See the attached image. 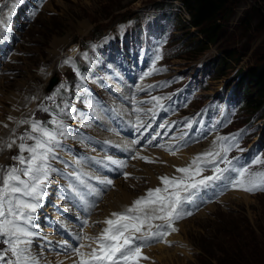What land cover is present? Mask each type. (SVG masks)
<instances>
[{
  "label": "rangeland",
  "instance_id": "obj_1",
  "mask_svg": "<svg viewBox=\"0 0 264 264\" xmlns=\"http://www.w3.org/2000/svg\"><path fill=\"white\" fill-rule=\"evenodd\" d=\"M170 1L0 0V20L6 24V27H0V47L5 48L3 54H0V125L4 127L7 125L6 132H3L4 135L0 138V168L6 169L5 165L7 168L9 165L19 167L18 164H14L12 157L20 154L17 147L20 143L18 138L29 132L30 127L28 130L25 128L21 130L24 124L17 125L16 144L12 148H7L6 143L3 142L4 137L14 129V123L19 115L22 114L23 120H33L35 118L32 114L39 110V116L35 120L53 127L49 122L59 118L68 126L66 140L69 141V146L64 147L67 146V142L65 138L60 137V147L56 150L58 159L52 161L53 167L61 170L60 174L53 173L51 176L58 192L48 198L52 200L48 204L47 198L44 197L46 200L43 199L41 204L46 211L41 209L38 215H35L39 218L35 221L39 235L32 238L31 248L36 249L34 256L37 260L46 257L52 259L55 264L61 262L74 264L77 256L73 260L68 257L74 252L72 247L63 243L62 225L77 217L79 222L87 221L84 233H88V226L93 218H104L111 212L124 210H110L108 203L110 193L124 192L126 182L128 184L130 182L126 191L130 190L129 192H133L135 196L126 207L137 198L144 196L149 189L157 188L161 182L159 178L163 176L156 174L158 184H153L148 180L147 167L168 165L164 157L172 156L173 150L181 144H184L180 149L182 155L178 157L186 155V161L213 150L214 146L221 151L223 146L228 145L233 147L227 153V157L237 166L248 165L257 155L264 158V148L261 144L264 138V109L255 120L250 116L247 108L241 110L242 107L235 101L229 89V82L239 77L240 81H243L241 73L248 67L264 64V10L261 1L231 0L225 19L222 20L223 31L219 42L202 54L184 51L185 47L181 40L184 38L189 41L191 30L181 28L179 20L176 26L163 18L164 25L168 24L163 35L156 34L158 27L156 23L147 25V20L154 19L156 15L162 13L155 4ZM174 2L179 6V1ZM9 13H11L10 18ZM181 17L185 18L184 15ZM5 37H11L12 41L7 39L10 45L5 44L3 47ZM172 38H174L173 42H171ZM151 42L159 43L161 52L155 53L150 47L146 54L151 57L145 60L140 44ZM178 43L182 46L173 48V45ZM76 46L79 49L78 53H75ZM225 50H235L236 59L232 58L225 62V58L221 57ZM59 53H62L61 58L58 57ZM71 53L75 54L72 56ZM173 54L179 56L170 60L169 56ZM157 56L160 58L157 59ZM69 59L71 63H65ZM218 63L223 64L222 69H227L224 76H217ZM153 66L161 71H152ZM142 67H144L143 71H141ZM203 67L209 70L206 74L201 72ZM143 72L152 74L143 76ZM54 76L61 77L62 80L50 95H46ZM98 80L102 82V87L97 86ZM124 83L129 84L126 93L119 90L125 85ZM73 85H77L78 89L73 90ZM152 97L161 98L158 105ZM226 102L228 106L225 105ZM43 108H47L48 111H44ZM146 109L152 111L147 112ZM13 110H15L14 114ZM42 114H46L47 117L41 118ZM138 120L144 121L140 132L132 130V133L128 134L121 131L122 124L136 130ZM72 121L75 123L69 124ZM99 132L107 137L117 134L118 137L132 138L134 141L138 137L147 135L145 140L152 145L142 143L145 140L141 142L139 140L138 143L142 144L135 146L136 151L125 157L132 158L136 153L141 155L149 148L151 154L157 158L152 162L134 163L135 174L132 177L122 178L123 169L108 172L101 166L103 163L96 162L103 161L102 155L91 153L95 141L101 134ZM90 135L92 139L89 138ZM218 137L227 139L220 141ZM115 139L108 137L105 144L115 154H122L120 152L122 147ZM76 140L82 142L75 144L77 152L66 154V150L71 147L70 141ZM26 143L31 144L32 141ZM253 143L257 152L241 154ZM190 149L193 151H189ZM73 154L81 156L79 166L73 165L70 161L69 157ZM24 155L27 156V153ZM104 155L109 154L105 151ZM118 157L117 160L122 161L127 167V159L122 160V156ZM64 162L69 163L68 169H65ZM223 167L225 164L221 163L220 168ZM77 168L87 174L84 176L87 186L77 184L80 192L85 195L83 206L77 202L78 196L64 190L69 181L62 173ZM250 170L264 171V165H255ZM206 175H212V169ZM164 176L171 178L180 175L174 173ZM92 177H100L101 180L110 179L113 183L107 185ZM204 190L211 196L199 204L198 198ZM232 192L236 194H231ZM187 203V213L173 223L176 231L168 229V234L162 240L136 242L146 243V246L142 247V255L147 259H142L140 264H162L155 254L158 256L166 250H153L159 245L177 250L171 251L174 252L173 257L177 255L173 264H202V262L218 264L217 260L206 261L199 240L201 237L220 234L219 231L224 229V225L228 230L241 225L246 226L256 234L260 242L263 240L264 190L247 192L221 180L198 190L191 199L187 200ZM82 207L85 210H81ZM162 223L163 221L159 220L153 221V224ZM47 224L56 226L53 232L45 230L50 229ZM93 225L97 229L96 223ZM75 226V223H71L65 229V233L69 234L72 240L78 237ZM183 227L185 231H180ZM176 234L181 235L182 243L170 240V237ZM45 235H48V238ZM221 235L219 236L222 238ZM56 236L60 238L59 241ZM91 246L96 247V244L92 243ZM6 247L3 239L0 238V255L4 253ZM259 247L252 248L254 264H264V251L261 245ZM37 250L41 257L36 256ZM83 250L88 252L91 249L88 247L81 249ZM11 258V255L6 256L0 264H6V260Z\"/></svg>",
  "mask_w": 264,
  "mask_h": 264
},
{
  "label": "snow or ice",
  "instance_id": "obj_2",
  "mask_svg": "<svg viewBox=\"0 0 264 264\" xmlns=\"http://www.w3.org/2000/svg\"><path fill=\"white\" fill-rule=\"evenodd\" d=\"M10 16L11 13H9V18ZM0 27H6L3 20H0ZM159 58L157 56V59ZM65 63H71L70 59ZM152 71H161V69H156L153 66ZM151 74V72H146L143 76ZM48 99H52V97H48ZM160 99V97H152L157 105ZM65 107L68 106L65 105ZM43 110L48 111L47 108H43ZM73 111L75 110L73 109ZM9 119L12 118L9 117ZM19 123L30 125V131L18 138L20 143L17 147L20 154L12 157L19 167L12 165L6 169L0 168V238L7 245L4 253L0 255V261L5 260L7 254L10 253L12 259L6 260V264H38V260L31 252L32 238L39 235L32 230L33 222L35 213L47 195V187L52 174L61 173V170L53 167L52 161L58 159L56 150L60 147V137L68 135V126L59 118H54L49 122L53 127H48L35 119L23 120ZM137 123V130L144 126L139 120ZM217 139L224 141L227 138L218 137ZM26 141H32V143L28 144ZM14 144H16V140H10L6 142L5 146L10 149ZM231 147L233 145L223 146L221 151L210 150L197 155L187 167L176 169L178 173L182 174L181 176L160 177L162 188L149 189L144 196L134 200L123 211L112 212L110 217L103 221L105 227L98 236L94 238L86 235L79 237L91 240L96 244V247H92L91 244H80L79 247L74 248L73 251L79 257V260L74 261V264H140L142 259H147L142 255V247L146 246V243L137 244L136 242L162 240L168 234V229L176 231L173 223L182 218L181 206L183 202L191 199L201 188L208 187L216 181H227L228 185L247 192L264 190V171L250 170L255 165H264V158L257 155L248 165L237 166L233 160L227 157ZM238 150L242 151V149ZM25 153L27 156L24 155ZM137 157L147 160L146 157L139 156V153H136L132 158ZM217 160L224 163L225 167L220 168L216 163ZM104 161L122 168L126 167V164L113 159L112 156H106ZM104 161L96 162L103 163ZM80 163L79 158L72 161V164L76 166H79ZM64 164L65 169L70 167L68 162H64ZM207 164L215 165L212 168V175L197 179L204 171L202 166ZM226 173L235 175L226 176ZM62 174L69 181L64 190L80 197L81 192L77 184L87 186L84 179L87 174L82 173L78 168L64 171ZM124 176L127 178L129 173L125 172ZM92 178L107 185L113 183L110 179ZM156 220L163 221V223L153 224V221ZM84 225H87V221H84ZM63 243L67 244L66 241ZM84 247H89L91 250L89 252L81 251Z\"/></svg>",
  "mask_w": 264,
  "mask_h": 264
},
{
  "label": "trees",
  "instance_id": "obj_3",
  "mask_svg": "<svg viewBox=\"0 0 264 264\" xmlns=\"http://www.w3.org/2000/svg\"><path fill=\"white\" fill-rule=\"evenodd\" d=\"M177 1L186 8L191 16L188 21L178 17L181 28L191 30L189 31V41L184 38L181 40L185 47L184 51L202 54L210 46L216 45L221 37L222 20L225 19L231 0ZM260 1L264 10V0ZM223 53L221 57L225 58V62L232 58L236 59L237 52L235 50H225ZM218 64L217 76H224L227 69H222L223 64ZM241 75H243V81H240L239 77L230 82L233 97L242 105L243 109H248L250 116L256 118L264 109V64L248 67ZM224 226V229H219L222 238L219 236L220 234L200 238L199 246L207 258L206 261L217 260L218 264H254L252 248H260L261 245L264 251V234L261 243L256 234L246 226L241 225L232 230H228L226 225ZM202 264L207 263L202 262Z\"/></svg>",
  "mask_w": 264,
  "mask_h": 264
},
{
  "label": "bare ground",
  "instance_id": "obj_4",
  "mask_svg": "<svg viewBox=\"0 0 264 264\" xmlns=\"http://www.w3.org/2000/svg\"><path fill=\"white\" fill-rule=\"evenodd\" d=\"M7 39H9L10 41H12L11 40V37H5V38H3V47L5 46V44H9L10 45V42H8L7 41ZM63 42V41H62ZM8 45V46H9ZM0 48H2V47H0ZM74 49V48H73ZM5 50V48H2L1 49V52H0V54L2 53L3 54V51ZM77 50V49H76ZM76 50H75V52H76ZM61 55H62V53H59L58 54V57L59 58H61ZM15 57V56H14ZM56 62V61H55ZM54 84V80L52 79V81H51V84H50V86H49V88L52 86ZM119 91V90H118ZM124 91H128V88L126 87L125 89H124ZM120 95V94H119ZM125 95V94H124ZM121 96V95H120ZM129 96V95H128ZM124 97V96H123ZM16 98V97H15ZM120 98H122V97H120ZM16 99H18V98H16ZM123 99V98H122ZM113 100V99H112ZM14 103V102H13ZM130 103V102H129ZM16 107V106H15ZM122 108H123V106H122ZM123 110H126V109H123ZM14 112H15V110H13L12 111V113L14 114ZM127 112V111H126ZM96 113V112H95ZM98 113V112H97ZM100 113V112H99ZM127 114V113H126ZM142 123H144V121H141ZM107 123V122H106ZM84 124V123H83ZM137 127H138V124L136 125ZM141 129H142V127H139V130H135L134 128H132V127H126V126H123V124H122V128H121V131L123 132V133H132V130H133V132H135V131H137V132H140L141 131ZM6 132V128L4 127V126H2V125H0V133H2V134H0V138L2 137L1 135H4V133ZM150 132V131H149ZM99 133H101V132H99ZM133 135H134V133H133ZM147 135H145L144 137H138L137 138V140L135 141V143H134V140L131 138V139H126V138H124L123 136L121 137H118L117 136V134H111V135H109L108 137H111V138H116L115 139V141H117V142H119L120 143V145H121V150H120V152L122 153V157H121V159L123 160V158H124V156H125V150H128V152H129V155L131 154V153H133L134 152V150H135V146H137L138 144H140V143H138L139 142V140H140V142L141 141H144L145 140V138H147L146 137ZM189 151H193V149H190ZM196 151V150H195ZM119 159H120V157H118ZM186 155H184V156H182V157H178V156H175V155H172V156H165L164 157V159H166V161L168 162V165H165V166H155V167H153V168H150V167H147V174H148V180H150L151 182H153V184H158V182L156 181V178L158 177V176H164V175H169V171H172L173 170V168L175 167V165H180V164H183L185 161H186ZM140 165V164H139ZM147 166V165H146ZM146 171V170H145ZM145 173V172H144ZM142 174V173H141ZM156 174H158V176L156 175ZM146 177V176H145ZM147 180V179H146ZM161 181V180H160ZM129 184H130V182H129ZM128 182H126L125 183V187H124V192H122V193H113V192H111L110 193V195H109V209L110 210H115V209H118V210H122V209H125V207L127 206V205H129L130 203H131V201H132V199L135 197V196H133L134 195V193L132 192H129V191H126V189H129L128 188ZM151 184V183H150ZM149 184V185H150ZM152 186V185H151ZM120 189V188H119ZM119 191V190H118ZM120 191H121V189H120ZM133 191V190H132ZM144 191V190H143ZM145 192V191H144ZM234 192V191H233ZM231 193V194H236V193ZM142 195V194H141ZM52 199V198H51ZM127 204V205H126ZM103 208V207H102ZM108 208H107V210H109ZM103 210V209H102ZM105 210V209H104ZM101 211V210H100ZM123 211V210H122ZM103 212V211H102ZM102 214V213H101ZM104 214V213H103ZM102 214V215H103ZM101 215V216H102ZM182 224V223H181ZM182 227V226H181ZM180 231H185V228L183 227V228H181L180 229ZM179 231V232H180ZM167 240V239H166ZM170 240H172V241H174V242H176V240L177 241H179V243H182L183 242V240H182V238H181V235L180 234H176V235H172L171 237H170ZM177 243V242H176ZM175 243V244H176ZM178 243V244H179ZM160 249H162V251H163V249L164 250H166V252H164V253H160V255H156L155 254V256H156V258L158 259V260H160L161 261V263L162 264H168L169 262L168 261H170V263H174L175 262V260L174 259H177V255L175 256V257H173V255H172V253H174V252H171V251H175V250H173V249H170V248H167V246H165V245H159L158 247H156V248H153V250H160ZM184 250H186V249H184ZM183 250V251H184ZM34 251H36V250H31V252H32V254L34 255ZM177 251V250H176ZM175 251V252H176ZM178 251H180V250H178ZM183 251H180V252H183ZM149 252H150V250H149ZM159 252V251H158ZM161 252V251H160ZM151 253H153L152 251H151ZM176 254V253H175ZM152 255V254H151ZM51 257V256H50ZM52 260V259H51ZM64 260V259H63ZM62 260V261H63ZM67 260V259H66ZM40 261V262H39ZM53 261V260H52ZM61 261V260H60ZM59 261V262H60ZM38 262L40 263V264H45V259H43V258H40L39 260H38ZM58 261H57V263H59ZM65 262H67V261H65ZM38 263V264H39ZM64 263V262H63ZM62 262L60 263V264H63ZM169 263V264H170ZM68 264H69V262H68Z\"/></svg>",
  "mask_w": 264,
  "mask_h": 264
},
{
  "label": "water",
  "instance_id": "obj_5",
  "mask_svg": "<svg viewBox=\"0 0 264 264\" xmlns=\"http://www.w3.org/2000/svg\"><path fill=\"white\" fill-rule=\"evenodd\" d=\"M53 80H54V84L48 90L52 89V87L58 82L59 78L57 76H54Z\"/></svg>",
  "mask_w": 264,
  "mask_h": 264
},
{
  "label": "built area",
  "instance_id": "obj_6",
  "mask_svg": "<svg viewBox=\"0 0 264 264\" xmlns=\"http://www.w3.org/2000/svg\"><path fill=\"white\" fill-rule=\"evenodd\" d=\"M187 18H190L189 14L186 13Z\"/></svg>",
  "mask_w": 264,
  "mask_h": 264
}]
</instances>
